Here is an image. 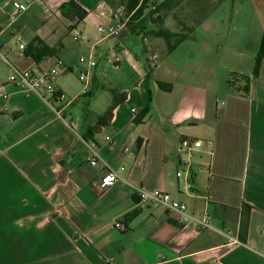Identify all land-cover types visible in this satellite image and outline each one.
<instances>
[{
    "label": "crops",
    "instance_id": "crops-1",
    "mask_svg": "<svg viewBox=\"0 0 264 264\" xmlns=\"http://www.w3.org/2000/svg\"><path fill=\"white\" fill-rule=\"evenodd\" d=\"M69 1L41 0L8 24L13 3L29 0H0V264H264V58L253 76L264 0H225L170 53L139 30L143 17L101 37L127 1L72 0L87 11L77 25L60 14ZM35 40L56 52L41 59ZM57 64L61 119L37 96L1 87L13 68ZM110 89L126 98L91 134ZM184 139L203 145L187 152ZM91 149L121 177L106 190ZM137 188L170 193L186 216L140 203ZM205 213L211 228L199 230L192 219Z\"/></svg>",
    "mask_w": 264,
    "mask_h": 264
},
{
    "label": "built area",
    "instance_id": "built-area-1",
    "mask_svg": "<svg viewBox=\"0 0 264 264\" xmlns=\"http://www.w3.org/2000/svg\"><path fill=\"white\" fill-rule=\"evenodd\" d=\"M41 3V0H29V4H21L18 2L13 3L12 8L13 12L8 14V24H11L13 21L17 19V17L27 10L29 5ZM128 20V19H127ZM127 20L120 21L119 17L115 15L114 19L105 25H101L97 28L98 33L101 35L103 39L119 37L123 32L127 30ZM74 40H77L74 37ZM20 50L24 49V45H18ZM115 63H118L121 58L119 55H115L113 58ZM79 63L87 64L89 67L95 66V62L91 60H87L84 57L79 58ZM59 76V64L55 65L50 69H46L40 72H34L30 70L18 71L16 69H12V73L8 76L5 84H2L1 87H11L18 92L22 93L25 96L35 95L40 98L54 113L56 118H62L61 110L57 109V104L65 103V96L62 95L55 87L54 84L57 81ZM79 80L84 81L87 80V74L85 72H80ZM1 99L4 102L1 105V111H6V103L8 101V94L4 93L1 95ZM132 112H135L134 109ZM203 145L202 141L199 140H188L184 139L181 141L180 146L181 149L185 151H192L200 148ZM209 145H211L209 143ZM103 161L98 156L97 152L91 149V157L89 158V164L92 167H95L97 164ZM105 166V164H104ZM187 169L190 168L189 164H186ZM123 170V167L120 168ZM182 176V172H176V177L180 178ZM121 180L120 175L112 170H109L107 166H105V173L101 178L98 187L100 190H106L112 186H114L118 181ZM189 189V184L187 185ZM137 198L140 203L153 207L159 206L164 208L168 212L178 213L180 215L186 216V205L174 199L173 196L165 191L152 190L147 191L141 188H137L135 190ZM189 218V217H187ZM191 219V218H190ZM195 221L199 230L210 229V216L205 213L199 219H192ZM117 229L122 230L123 227L120 223L115 224ZM228 244L235 245L239 244V241L232 238L228 232L225 233Z\"/></svg>",
    "mask_w": 264,
    "mask_h": 264
},
{
    "label": "trees",
    "instance_id": "trees-1",
    "mask_svg": "<svg viewBox=\"0 0 264 264\" xmlns=\"http://www.w3.org/2000/svg\"><path fill=\"white\" fill-rule=\"evenodd\" d=\"M127 3L123 5L125 14L128 16L127 24L129 23V26L133 21H136L139 18H142L144 15V10L148 7V4L151 2V0H125ZM224 0H216L214 5H193L191 17H192V23L190 25H185L184 22H182L181 26L183 27V30L181 32H174L170 33L164 29L158 28L157 36L161 37L166 45V52L170 53L173 51L180 43H182L186 37L191 34L194 29L201 24L203 20H205L211 12L218 6V4ZM167 3V1H165ZM156 8V7H155ZM60 14L62 17L67 19L70 22L75 21V25L81 23L85 17L87 16V11L83 10L76 2L70 0L67 3H63L59 8ZM143 20V19H142ZM159 23H162V19L159 18ZM74 27L69 26L68 30H72ZM36 48L39 50L40 58H44L47 56H52L57 48H46L44 47L39 40H35L32 44V49L36 50ZM264 58V34L261 36L260 43H259V49L255 58V65L253 69V76L257 77L259 73V67L261 64L262 59ZM33 60L36 61L35 58ZM161 88L165 90L170 89V85L167 84H158ZM110 91L113 94V101L109 108L106 110V112L99 118L97 124L95 127L88 128V132L91 134H96L100 131L101 128L107 126L112 118V112L115 108V106L119 102H123L126 98L125 93H119L113 89H110ZM118 95V99H116V96ZM146 114V109H143L138 116L134 119L135 123H139L144 115ZM246 231V222L245 218L241 221V227H240V234H241V242L242 235L245 234Z\"/></svg>",
    "mask_w": 264,
    "mask_h": 264
},
{
    "label": "rangeland",
    "instance_id": "rangeland-1",
    "mask_svg": "<svg viewBox=\"0 0 264 264\" xmlns=\"http://www.w3.org/2000/svg\"><path fill=\"white\" fill-rule=\"evenodd\" d=\"M165 1H167V3H165ZM224 1H221L218 5ZM215 2L216 0H151L148 7L144 10L143 22H140L138 28L141 32L148 31L150 38L153 40L158 37V28L164 29L170 33L181 32L183 30L181 26L182 22H184L185 25H190L192 23L191 12L193 10V5H214ZM118 8L119 7H117L116 10ZM116 16L119 17L120 21H124L128 17L125 14L124 7L116 12ZM159 18L162 19V23H159ZM135 42L139 44L141 43V39L136 38ZM133 47L131 50L137 53L136 45ZM157 48L166 49L164 40L161 41L160 46Z\"/></svg>",
    "mask_w": 264,
    "mask_h": 264
}]
</instances>
